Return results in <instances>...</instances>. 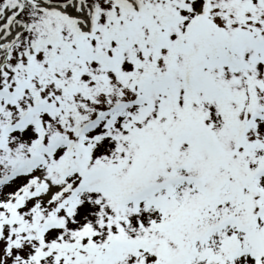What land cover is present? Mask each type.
I'll use <instances>...</instances> for the list:
<instances>
[{
  "label": "snow or ice",
  "instance_id": "1",
  "mask_svg": "<svg viewBox=\"0 0 264 264\" xmlns=\"http://www.w3.org/2000/svg\"><path fill=\"white\" fill-rule=\"evenodd\" d=\"M0 264H264V0H0Z\"/></svg>",
  "mask_w": 264,
  "mask_h": 264
}]
</instances>
